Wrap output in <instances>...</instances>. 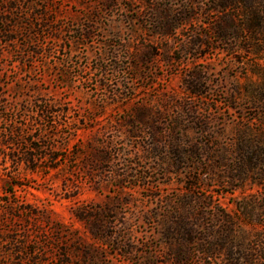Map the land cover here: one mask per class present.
Instances as JSON below:
<instances>
[{
	"label": "rangeland",
	"instance_id": "obj_1",
	"mask_svg": "<svg viewBox=\"0 0 264 264\" xmlns=\"http://www.w3.org/2000/svg\"><path fill=\"white\" fill-rule=\"evenodd\" d=\"M11 2L20 16L47 13L53 32L38 36V56L29 55L25 37L0 42V138L16 127L44 134L37 144L58 159L54 169L32 172L0 156V264H178L165 235L178 214L236 218L245 203L251 218L238 232L249 248L264 244L255 241L264 237V189L226 178L239 132L261 131L264 94L237 62L255 59L211 34V0H156L160 10L172 5L191 16L168 39L157 35L142 0L116 7L110 0H0L3 17ZM89 27L93 37L79 41ZM194 42L212 45L184 50ZM39 104L54 113L41 117ZM137 116L153 120L146 128ZM171 130L182 143L157 145ZM99 152L112 161L98 160ZM80 208L91 213L88 228L100 220L110 243L77 220Z\"/></svg>",
	"mask_w": 264,
	"mask_h": 264
},
{
	"label": "trees",
	"instance_id": "obj_2",
	"mask_svg": "<svg viewBox=\"0 0 264 264\" xmlns=\"http://www.w3.org/2000/svg\"><path fill=\"white\" fill-rule=\"evenodd\" d=\"M47 1L49 2L50 0ZM110 1L112 6L120 5V0ZM131 2L132 0H130ZM142 2L146 3V8H150L154 12L152 13L154 17L151 25H154L153 29L162 38L168 39L172 32L180 25L187 23L191 18L187 9L178 13L172 5L160 10L156 0H142ZM211 4L213 8L210 15H215L210 26L211 34L217 43L226 44L229 51L244 52L255 59L248 65L239 60L237 62L246 65L247 73L249 72L257 78L260 92L264 94V0H211ZM10 5L11 7H9L5 17L0 14V42L5 45H13L17 42L19 36L25 37L27 41L25 47L32 49L28 51L29 55H41L42 47L39 45L38 36L52 30L50 19L46 18L47 13L20 16L17 14L19 5L14 2H11ZM127 9L133 13L141 11L140 8L135 10L131 6H128ZM160 14H163L162 18H159ZM26 17L27 20L23 21ZM93 29V27H89L86 30L83 29V33L80 34L78 40L91 39L94 35ZM210 45H212L210 42L184 43L183 48L187 51ZM156 49L155 47L151 48L152 54H150L151 51L149 50V59L152 60L153 57L157 56L155 53ZM64 79L63 82L68 83V78ZM258 105L264 109V100ZM38 108L39 112L43 114L41 117L54 113L53 107L47 104H39ZM141 112L142 110L139 115L144 114L146 116V111L144 113ZM135 120L138 121L139 125L147 128L153 119L152 116L151 118L137 116ZM175 122L178 123L177 120ZM259 122L262 126L261 131L257 135L253 136V131L250 128L239 132L233 150L234 158L232 163L228 167H224L227 169L226 178L229 181L244 182L251 179L254 184L264 189V116L260 118ZM177 135L179 134L174 133L173 130L169 133L164 131L161 133V141L156 139L157 145L164 147V149L172 143L180 145L182 142L177 139ZM129 136L136 138L138 132H130ZM41 137H44V134ZM41 137H35L33 132L29 133L22 127H16L8 134H5L3 138H0V156L5 162L7 160L11 161L14 166L18 167L21 164L30 166L32 167V172H37L39 169L44 168L52 170L54 169L52 163L58 158L53 154H44L42 152L43 147L37 144L41 141ZM8 146L11 149L9 152H5L9 148ZM24 146H26V150L23 148ZM1 149H3V152H1ZM196 151L198 153L201 150L196 148ZM97 158L101 161L106 158L108 162L112 161V157L108 156L107 153L102 154L99 152ZM7 191H12V189L8 188ZM195 201L193 202L196 204L198 201ZM199 201H202L201 198ZM249 207L248 203L239 204V213L236 218L223 211L210 215V218H206L199 212L178 214L179 216L167 226L165 232L171 247V258L178 264H195L197 259L203 261V264L213 259H218L217 264H264V244L260 245L257 243L256 248H249L246 243L247 238L238 232L239 226L249 222L251 218ZM75 217L85 225L95 239L108 244L114 238L113 236L105 235V226L98 224L100 220L97 221L98 223L93 228H88L91 221V213L86 208L78 209L75 212ZM209 219L211 225L208 223ZM258 224L261 228H264L263 221ZM262 239L264 237L259 235L255 241L259 242ZM261 243L263 242L261 241Z\"/></svg>",
	"mask_w": 264,
	"mask_h": 264
}]
</instances>
